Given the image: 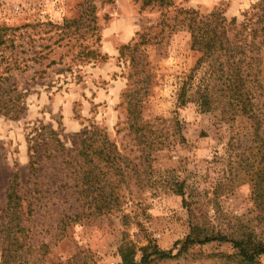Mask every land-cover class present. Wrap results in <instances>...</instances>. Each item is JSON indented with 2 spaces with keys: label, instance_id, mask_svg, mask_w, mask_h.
<instances>
[{
  "label": "rangeland",
  "instance_id": "374dc122",
  "mask_svg": "<svg viewBox=\"0 0 264 264\" xmlns=\"http://www.w3.org/2000/svg\"><path fill=\"white\" fill-rule=\"evenodd\" d=\"M256 1L175 3L241 21ZM176 9L143 0H0V29H14L1 48L14 62H4L5 87L17 88L6 98L23 107L19 116L0 113V224L16 173L24 196L18 236L27 255L10 264H117L126 242L140 259L149 241L181 251L154 264H240L230 242H176L194 225L216 235L249 224L264 236V210L253 199L264 146L246 116L198 106L206 68L190 79L201 52L187 29L164 24ZM261 59L253 92L264 137V48ZM186 83L193 90L181 104ZM87 135L94 161L86 165ZM86 170L103 189L86 187ZM96 195L113 198L111 208L86 199ZM74 213L83 218L65 224ZM4 246L0 238V264Z\"/></svg>",
  "mask_w": 264,
  "mask_h": 264
},
{
  "label": "trees",
  "instance_id": "16d2710c",
  "mask_svg": "<svg viewBox=\"0 0 264 264\" xmlns=\"http://www.w3.org/2000/svg\"><path fill=\"white\" fill-rule=\"evenodd\" d=\"M143 3L144 6L160 5L165 8L175 6L177 12L173 16L172 24L164 22V20L162 22L175 31L180 27L187 29L191 34L193 47L201 52L190 76L192 79L199 69L206 68L202 77L204 82L199 83L194 93V99L200 109L213 111L221 105L224 113L233 116H246L256 141L260 142V147L264 146V137L260 131L262 120L257 112L254 101L256 96L253 92L255 82L259 81L261 74V52L264 48V0H257L251 9L246 10L241 21L236 16L228 18L225 11L220 8L203 13L192 7L178 8L175 0H143ZM12 30L14 29L5 26L0 29V113H12L14 116H19L23 107L18 99L14 100L12 96L6 98V93L10 95L12 91L17 92V88L14 84L5 87L9 77L3 71L4 62L8 61L9 64L14 62L9 61L1 50L8 41V31ZM14 60L17 62L16 59ZM189 90H193L192 83L184 84L179 96L181 104L187 103ZM97 128V126L94 127V129ZM88 139L87 135L80 140V156L86 165L94 161L89 154L93 141L90 142ZM58 142L61 144L60 139ZM158 143L157 145H162L164 141H158ZM103 155L100 150L99 157L102 161ZM112 159L114 160V158ZM92 174L89 170L84 172L86 187L93 186L96 189H103V185L98 180V174H93V176ZM257 177L258 180L254 182L255 196L253 199L256 206L264 210V168L257 172ZM84 191L87 190L84 189ZM86 199L92 203L98 202L97 208L107 210L111 208L113 200L107 195H96ZM23 200L19 176L16 173L3 210L4 221L0 224V228L3 227L0 230V238L5 245L2 264L15 263L27 255L25 251L21 250L23 245L18 236L24 226ZM81 218L83 216L79 214H71L67 216L65 224L80 221ZM260 218L263 219L262 216ZM216 240L232 243L236 253L231 257L238 258L240 264H258L259 257L264 254V236L249 224H240L230 233L216 235L204 232L201 226L194 225L191 234L184 241H177L176 247L182 243V249H186L195 244H207ZM139 250L141 258L137 259L136 245L126 242L120 249L121 261L117 264H154L155 260L175 258L181 253L180 251L175 254L172 249L163 250L153 241H149Z\"/></svg>",
  "mask_w": 264,
  "mask_h": 264
}]
</instances>
